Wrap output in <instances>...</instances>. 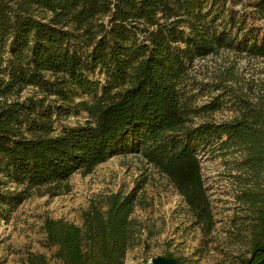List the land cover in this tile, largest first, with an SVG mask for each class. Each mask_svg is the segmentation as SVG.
<instances>
[{"label": "trees", "instance_id": "obj_1", "mask_svg": "<svg viewBox=\"0 0 264 264\" xmlns=\"http://www.w3.org/2000/svg\"><path fill=\"white\" fill-rule=\"evenodd\" d=\"M264 19V0L249 4ZM36 11L45 17L34 16ZM228 0H13L0 4V155L21 191L0 192V204L21 202L33 189L57 193L75 173L88 175L110 157L141 153L167 176L205 235L215 227L197 150L239 153L235 170L256 187L239 197L256 210L254 263L264 257V82L255 100L230 91L237 116L221 123H193L201 110H217V99L194 103L195 62L221 51L264 57V26L249 21ZM101 68L106 83L88 73ZM50 73L51 76H47ZM229 76H235L230 73ZM61 95L74 85L102 94L79 103L84 125L54 132L51 105L11 99L27 86ZM251 93L254 92L252 91ZM246 199V200H244ZM246 201V202H248ZM138 189L92 201L81 225L46 218L54 264H124L138 244L141 223L133 217ZM170 257V256H166ZM178 260V259H177ZM180 264L181 261L178 260ZM27 264H51L30 253Z\"/></svg>", "mask_w": 264, "mask_h": 264}, {"label": "rangeland", "instance_id": "obj_2", "mask_svg": "<svg viewBox=\"0 0 264 264\" xmlns=\"http://www.w3.org/2000/svg\"><path fill=\"white\" fill-rule=\"evenodd\" d=\"M254 0H228L235 10L250 14L249 21L264 26L249 4ZM13 0H0V4ZM36 11L37 18L45 17ZM195 81L194 103L201 108L220 99L225 102L214 111L201 110L194 117L198 125L204 121L221 123L237 116L231 102L230 91L244 92L255 100L259 85L264 82V57L252 58L233 51H221L195 62L192 68ZM234 73L235 76H229ZM47 76H51L50 73ZM91 80L106 83V73L97 68L88 73ZM251 88L253 89L251 93ZM60 94L30 85L11 98L19 101L44 100L51 105L55 133L84 125L89 119L79 103L88 104L101 94V86L94 94H85L78 87L68 85ZM205 182L215 221L210 235H205L182 195L166 175L160 173L141 153L116 154L98 165L88 175L75 173L56 192L46 188L31 190L21 202L0 204V264H27L30 253L44 254L55 263L52 256L57 247L48 246L44 229L46 218L65 219L81 225V214L92 201L102 196L138 189L139 205L133 217L142 229L138 244L130 249L124 264L146 263L157 256H170L182 264H235L248 259L252 252V230L256 226V210L239 197L256 187L247 174L234 169L239 153L223 154L206 146L199 148ZM24 185L14 182L6 168V159L0 155V192L21 191Z\"/></svg>", "mask_w": 264, "mask_h": 264}, {"label": "water", "instance_id": "obj_3", "mask_svg": "<svg viewBox=\"0 0 264 264\" xmlns=\"http://www.w3.org/2000/svg\"><path fill=\"white\" fill-rule=\"evenodd\" d=\"M257 251H264V246L258 248ZM254 257L255 254L245 264H264V257L256 263H254ZM141 264H180V263L174 257L157 256L152 258L151 260H148L146 263H141Z\"/></svg>", "mask_w": 264, "mask_h": 264}]
</instances>
